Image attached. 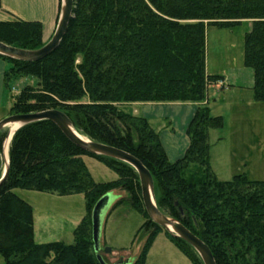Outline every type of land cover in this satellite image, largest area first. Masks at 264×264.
I'll return each mask as SVG.
<instances>
[{
  "label": "trees",
  "instance_id": "1",
  "mask_svg": "<svg viewBox=\"0 0 264 264\" xmlns=\"http://www.w3.org/2000/svg\"><path fill=\"white\" fill-rule=\"evenodd\" d=\"M0 0V9L2 8ZM245 21L244 65L254 73V96L264 103V0H75L74 13L60 46L33 63L6 58L12 82L35 78L13 98L10 115L48 110L64 112L76 131L91 141L122 150L140 160L154 180L158 209L181 223L211 250L217 264H264V181L240 173L217 178L211 164V134L225 128L207 104L208 88L221 80L206 70L207 31L231 30ZM0 42L36 51L39 22H0ZM136 103L197 104L186 135L185 155L171 162L160 133L148 119L122 106ZM7 132H0V156ZM221 140V139H219ZM84 157L115 171L120 179L98 184ZM118 185L133 193V207L152 228L142 255L158 232L142 199L137 172L112 158L91 155L73 144L51 121L30 124L12 138L9 173L0 189V255L5 264H100L94 247L93 210ZM85 195L89 214L73 244L39 245L32 207L15 190ZM146 226V225H145ZM166 232V231H165ZM193 264L195 250L166 232Z\"/></svg>",
  "mask_w": 264,
  "mask_h": 264
},
{
  "label": "rangeland",
  "instance_id": "2",
  "mask_svg": "<svg viewBox=\"0 0 264 264\" xmlns=\"http://www.w3.org/2000/svg\"><path fill=\"white\" fill-rule=\"evenodd\" d=\"M251 28L252 23L250 21H245L231 30L209 28L206 51L209 70L217 68L218 71L229 72L232 83L240 80L247 84L246 73H252V69L244 65L245 35ZM42 42L47 44L43 41V33ZM11 67L12 64H10L8 72ZM36 84L37 80L31 77L13 81L11 90L7 94L8 100H10L9 106L13 105V98L19 95L23 88ZM209 94L217 100L215 108L211 111L212 114H223L226 125L225 130H223L225 141L216 148L214 146L213 150L211 149V164L217 178L221 181H229L237 174L246 172L250 180L264 181V103H256L254 106L243 105L238 101L239 94L234 93L231 97L233 106L224 108L221 103L219 104L223 95L222 92L211 89ZM245 94H243L245 97L253 95L252 93ZM147 104H161V106L162 104L192 105V103H136L122 107L133 116L148 119L144 114L145 110H149L148 107L146 108ZM193 105L197 109L198 105ZM149 122L152 128L160 133L161 126L158 122H151L150 120ZM10 129L11 126L6 128L4 132H7L8 135ZM80 135L89 139L85 135ZM11 142L12 139L8 147H6L7 141L3 145V152L0 156V176L6 167V153L8 152L9 157ZM187 143V147L180 158L185 155L189 147L188 137ZM83 161L92 178L98 184H111L120 179L115 171L97 160L84 157ZM14 192L33 209L34 237L37 244L64 242L70 245L74 243L75 232L80 231L81 224L90 210L87 206L89 201L85 195L58 196L20 189ZM104 194H108L109 202L100 218L98 255L107 264H115L120 261H123L124 264H136L144 251L149 232L152 231V228L147 225L148 219L139 209L133 207V193L129 192L128 188L118 185L115 188L105 189ZM157 234L158 236L146 252L143 264H193L168 239L165 231ZM107 249L112 250L111 254L106 252ZM187 252L193 256V260L201 259L197 253L194 255L191 250ZM0 264H5L1 255Z\"/></svg>",
  "mask_w": 264,
  "mask_h": 264
},
{
  "label": "water",
  "instance_id": "3",
  "mask_svg": "<svg viewBox=\"0 0 264 264\" xmlns=\"http://www.w3.org/2000/svg\"><path fill=\"white\" fill-rule=\"evenodd\" d=\"M74 5L75 0H61V13L56 31L51 40L44 47L36 51H27L11 47L0 42V55L12 60L26 63L38 62L50 56L60 46L61 42L64 39L70 21L73 17ZM42 121L53 122L60 128L64 135L73 144H75L85 152L95 156L112 158L130 165L139 176L144 207L151 221H153L156 225L161 227L164 231L168 232L173 237L181 239L188 245H190L200 256L203 264H217L210 248L200 238L194 235L181 223L167 217L158 209L155 199L153 177L140 160L122 150L108 145L93 142L81 136L74 128L72 120L64 112L59 110H48L39 113L9 116L8 118L0 121V132L13 125H19V128L13 133L12 136L10 132L8 133L4 144L6 143V141L11 140L15 133L22 127ZM5 164V170L2 176H0V189L4 185L9 173V157L5 160ZM108 202L109 196L107 195L96 204L93 210L94 247L97 254V259L100 264H107L102 259V257L98 255V253L99 236L101 229L100 218L102 212L108 205ZM106 252L111 254L112 250L107 249ZM118 264L124 263L123 261H120Z\"/></svg>",
  "mask_w": 264,
  "mask_h": 264
},
{
  "label": "crops",
  "instance_id": "4",
  "mask_svg": "<svg viewBox=\"0 0 264 264\" xmlns=\"http://www.w3.org/2000/svg\"><path fill=\"white\" fill-rule=\"evenodd\" d=\"M1 2L0 22L15 20L39 22L42 25L43 41L48 43L51 40L58 25L61 13V0H1ZM208 66L206 58L207 73L212 76L221 77V80L208 88L207 100L204 104H207L211 111L217 104V100L209 94L211 89H216L223 93L219 104L221 103L224 108L233 106L231 97L234 93L239 94L238 101L240 104L254 106V104L260 103L255 100L254 96L255 79L253 71L252 73H246L247 84H244L240 80H236L233 84L229 72L218 71L217 68L209 70ZM9 68L10 62L0 55V121L11 116L10 110L12 106H9L10 100L7 97L9 91L5 83V75ZM245 93H252L253 95L245 97L243 95ZM160 106L161 104H147L146 108L148 107L149 110H145L144 114L151 122H158L161 126L159 131L162 145L169 160L175 162L183 155L187 147L186 131L196 108L193 104H162ZM214 116L224 117L223 114H216ZM222 132H213L211 134L212 148L214 146L215 148L218 147L220 143L225 141L224 131Z\"/></svg>",
  "mask_w": 264,
  "mask_h": 264
},
{
  "label": "bare ground",
  "instance_id": "5",
  "mask_svg": "<svg viewBox=\"0 0 264 264\" xmlns=\"http://www.w3.org/2000/svg\"><path fill=\"white\" fill-rule=\"evenodd\" d=\"M19 128V125H13V126H11V129H10V133H11V136L13 135V133L17 130ZM9 142H10V140H8L7 141V146L6 147H8V145H9ZM8 149V148H7ZM8 151V150H7ZM6 151V152H7ZM8 153V152H7ZM6 153V159H7V157H8V154Z\"/></svg>",
  "mask_w": 264,
  "mask_h": 264
},
{
  "label": "flooded vegetation",
  "instance_id": "6",
  "mask_svg": "<svg viewBox=\"0 0 264 264\" xmlns=\"http://www.w3.org/2000/svg\"><path fill=\"white\" fill-rule=\"evenodd\" d=\"M115 264H118V263H115Z\"/></svg>",
  "mask_w": 264,
  "mask_h": 264
}]
</instances>
